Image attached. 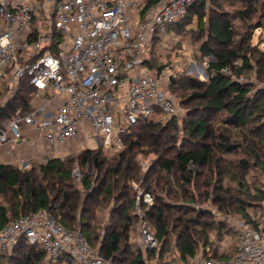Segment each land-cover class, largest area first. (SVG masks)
Masks as SVG:
<instances>
[{"label": "built area", "instance_id": "obj_1", "mask_svg": "<svg viewBox=\"0 0 264 264\" xmlns=\"http://www.w3.org/2000/svg\"><path fill=\"white\" fill-rule=\"evenodd\" d=\"M202 2L208 7L210 0H0V92L8 88L1 103L13 97L24 77L35 89L31 110L18 109L1 124L0 147L28 133L61 147L87 124L90 151L114 155L141 120L180 119L183 109L171 89L177 75L152 66L179 52L171 46L182 41L176 28ZM201 71L195 66L192 75ZM223 71L233 73L230 67ZM73 176L82 177L78 165ZM141 198L146 204L153 200L139 191L140 216ZM145 221L141 217L142 253L159 245ZM236 223L235 237L227 234L217 242L219 258L206 257L202 249L174 264H264V215ZM21 240L41 249L48 264H112L81 231L45 209L0 228V254L13 253Z\"/></svg>", "mask_w": 264, "mask_h": 264}, {"label": "trees", "instance_id": "obj_2", "mask_svg": "<svg viewBox=\"0 0 264 264\" xmlns=\"http://www.w3.org/2000/svg\"><path fill=\"white\" fill-rule=\"evenodd\" d=\"M214 2L210 0L208 7L204 2L193 6L186 21L176 28L178 33H185L186 25L197 15L198 28L203 31L204 13L213 8L209 17L213 47L205 42L202 52L214 56L215 60L209 63V67L216 74L210 75L208 81L183 74L174 77L171 83L174 93L183 94L180 105L189 108L182 123L184 140L181 145L177 146L178 135H174L179 132L178 118L168 119L164 126L161 120L145 119L131 127L124 136V149L111 157L98 149L84 150L65 159H53L27 170L0 164V194L7 196V193L17 192L24 196L21 204H0V228L12 220L45 209L68 228L87 234L91 245L97 247L112 264H151L153 261L174 264L176 257L188 260L202 249L206 257H220L217 246L210 241V234L217 231V242L220 241L229 232L226 223L217 221L210 210L197 209L192 203H200V198L210 199L223 213L235 209L245 216L248 214L244 202L254 204V201L235 195L223 184L226 179H231L228 176H233L243 186L246 184L243 177L253 165L264 172V50L250 44L252 32L264 26V15L251 26L247 39L235 41L237 35L233 26L222 11L214 8ZM253 9V3H250L240 18L255 15L256 9ZM253 58L256 60L255 75L260 82L258 87L252 82L233 80L222 72L232 66L237 75H242L253 68ZM239 59L243 61L241 68L234 65ZM34 90L26 77L20 80L13 97L5 104L0 103V126L11 119L16 110H31ZM251 91L255 93L250 97ZM145 148L157 156L155 166L146 176L137 160L140 154L145 153ZM232 155H245L246 159L236 162L237 159L229 158ZM74 163L79 167L90 165L97 172L93 181L91 174H84L82 185L88 191L85 197L73 183ZM232 171L234 174H229ZM213 173L218 175L217 181L221 185H217L213 195L207 190L199 197L196 190L201 186L209 187ZM130 182L136 183L142 193L153 196L151 205L143 203L142 198L140 204L154 227L153 233L159 245L143 253L132 251L127 243L136 221L133 209L138 197ZM154 187H159L167 198L179 203H169L156 195ZM244 190L245 187L241 192ZM259 199L262 201L264 197ZM110 200L115 201L111 223L101 244L96 245L98 235L91 237L95 220L91 215L92 206H98L99 201ZM175 234L174 248L178 255L164 259ZM4 258H9L10 264H48L45 253L24 240L19 242L13 253L0 254V263Z\"/></svg>", "mask_w": 264, "mask_h": 264}, {"label": "rangeland", "instance_id": "obj_3", "mask_svg": "<svg viewBox=\"0 0 264 264\" xmlns=\"http://www.w3.org/2000/svg\"><path fill=\"white\" fill-rule=\"evenodd\" d=\"M250 3H253L254 9H256V14L255 15H250L249 16H244V18H240L241 12L244 11ZM210 4V3H209ZM263 4L264 0H215L213 3L214 8L222 11L225 15V18L229 21V23L233 26L235 33H236V38L235 41H239L241 38H248L249 33H251L250 29L251 26L261 20V15H264V10H263ZM209 6V5H208ZM213 8H211L212 10ZM253 9V10H254ZM206 10L204 13V30L201 31V28H198V18H196V21L193 26H191L188 30L185 31V33H182L181 39L179 43L176 45H171L169 42L167 43L168 45H171L174 47V49H178L179 52L174 55L173 53H167L164 57H162L160 60L155 62L153 64L152 68L159 72L163 69H171L172 71L175 72L177 76L187 74V75H192L194 74L193 68L195 66H198L200 69H202L203 73H199L198 75H193L195 78L201 80V81H208L210 75H215L216 71L213 70L211 67H209V63L214 59L213 55L206 54L202 52V46L205 42L211 47H213V43L211 42V37L209 36V17L210 13L212 11ZM217 14V13H213ZM197 16V15H196ZM264 21V18H263ZM184 34V35H183ZM179 36V33H178ZM250 44L258 48L259 50H264V26L260 29H257L256 31L252 32V38L250 39ZM252 66L253 68L250 69V71L245 72L242 75H237L234 68L232 66L230 69L233 71L232 74H227L223 70L222 72L231 77L233 80H240L242 83L245 82H252L255 83L256 86H260V82L256 78V60L253 58L252 60ZM234 65L237 68H241L243 65L242 59L237 60ZM177 67H180V70L177 69ZM161 69V70H160ZM8 88L5 87V89L0 93V103L5 100L8 96L7 94ZM174 93V92H173ZM255 92L251 91L250 92V97L253 95ZM177 100L180 103V100L183 98V94L176 92L174 93ZM182 107V106H181ZM183 109V115L179 119V132L178 134H174L175 137L178 135L177 138V146H180L181 143L183 142L184 138V132H183V126L182 123L183 121L186 120L187 114H188V107H182ZM157 119H160L162 122V125L164 126L168 119H163L162 116H157ZM150 151L148 148H145V153H142L138 156L137 160L139 163V166L141 168L142 174L147 175V173L150 171L151 168H153L156 164L157 161V156L155 154L149 153ZM79 153L71 154L63 159L69 157V156H77ZM108 157H111L113 155H106ZM229 158L232 159H237L236 162H238V159L244 158L246 159L245 155H232L229 156ZM40 164L35 163L32 164V166L25 168V170L30 169L31 167H38ZM77 165L74 163L73 170L75 169ZM79 166V165H78ZM80 170H81V175H83L80 179L76 178L73 176V183L79 190L82 196H86L88 191L86 187L82 185L83 179H84V174L90 175L92 181L96 177V170L94 167H91L90 165L87 166H81L80 165ZM73 173V172H72ZM229 174H234V171L230 172ZM237 176V175H236ZM231 177V179H226L225 183L223 184L225 187L232 189V192L235 195H240L244 200L246 201H254L253 203H248L244 202V206L246 208V212L248 216H245V214L238 213L237 210L233 209L228 213H223V211L219 210L217 206H214L210 199H204L200 198V203L195 202L192 203L193 207L202 208V209H208L212 212L214 218L217 221L226 223L228 227V234L231 236L235 237L237 233V221L240 219H250L251 217H262L264 215V200L260 201V197H264V172L263 170H260L257 168L255 165L249 168L247 172L245 173V176L243 177L244 180L246 181V184L243 186L240 185L238 182L237 178L233 176H228ZM218 180V175L213 173L212 174V179H211V185L209 187L207 186H201L199 193L196 190V194L201 197V194H205L206 191L208 190L209 193L212 195L214 194L217 185H221ZM216 182V183H215ZM246 185V186H245ZM130 186H133L134 189L137 190L138 195H139V187L136 183L130 182ZM245 187L244 192H241V190ZM156 195L162 196L168 201L169 203H179L178 201H174L170 198H167L165 193L159 188V187H154L153 188ZM193 192H195V188L192 189ZM233 194V195H234ZM138 198V197H137ZM153 199V196H152ZM24 201V196L20 195L17 192H12V193H7V196L4 195L3 193L0 194V204L1 205H10L12 202L21 204ZM256 201V202H255ZM99 205H93L91 215L95 217L94 223L92 222V230H91V237L98 235V239L95 241L94 244L100 245L101 241L103 239V236L108 229V226L111 223V216L115 210V201L110 200V201H99ZM153 203V200H152ZM151 203V204H152ZM147 204V205H151ZM142 211V216L138 214V205L137 201L135 203V207L133 209V216L136 218L135 223L133 227L131 228L129 232V238H128V245L129 247L133 250H139L140 244H141V233H140V224H141V217H143L148 225V227L151 229V231H154V227L151 224L149 220H147L144 208L141 207ZM250 217V218H249ZM230 228V229H229ZM87 235V234H86ZM85 235V236H86ZM210 241L214 243V246H217V240L219 239L217 231H212L210 234ZM224 237V236H223ZM176 240V234L171 237V249L168 254L165 255L164 259H169L171 255L174 257L177 254L176 249L174 248V243ZM236 240V239H234ZM185 260L180 259L179 257H176V262H183ZM0 264H10L9 258H4ZM52 264H57V263H52Z\"/></svg>", "mask_w": 264, "mask_h": 264}, {"label": "crops", "instance_id": "obj_4", "mask_svg": "<svg viewBox=\"0 0 264 264\" xmlns=\"http://www.w3.org/2000/svg\"><path fill=\"white\" fill-rule=\"evenodd\" d=\"M88 129L89 125H83L78 136L61 147L52 146L43 137H34L28 133L17 144L0 147V164L11 165L20 169L21 160H25L30 167L35 163H46L53 159H63L83 150H91V141L87 139Z\"/></svg>", "mask_w": 264, "mask_h": 264}, {"label": "bare ground", "instance_id": "obj_5", "mask_svg": "<svg viewBox=\"0 0 264 264\" xmlns=\"http://www.w3.org/2000/svg\"><path fill=\"white\" fill-rule=\"evenodd\" d=\"M200 73H203L202 71Z\"/></svg>", "mask_w": 264, "mask_h": 264}]
</instances>
